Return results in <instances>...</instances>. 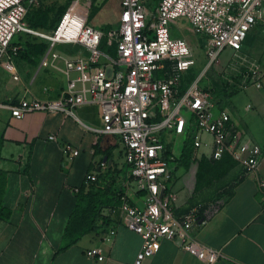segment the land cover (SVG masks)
Returning <instances> with one entry per match:
<instances>
[{
    "label": "built area",
    "instance_id": "obj_1",
    "mask_svg": "<svg viewBox=\"0 0 264 264\" xmlns=\"http://www.w3.org/2000/svg\"><path fill=\"white\" fill-rule=\"evenodd\" d=\"M39 1L0 0V64L17 80L13 59L21 48L15 44L16 37L35 36L48 45L50 57L42 66L58 69L60 62L66 86L56 99L22 98L0 103V108L8 109L16 119L36 111L76 118L75 108L96 106L101 125L87 130L118 139L126 169L124 189L143 198L141 208L133 206L122 188L119 206L102 210L103 216L117 213L120 225L140 235L142 244L134 264L155 255L162 240L173 241L205 264L216 263L220 253L193 237L212 204H198L183 214L175 211L176 160L184 140L191 139L198 157L219 161L229 156L245 175L264 164L260 145L237 131L228 112L200 86L207 68L225 51L230 52L225 67L237 59L249 62L243 43L255 27H264V0H118L119 20L107 37L86 23L91 0H72L54 31L32 30L24 19ZM180 19L199 37L197 47L205 61L204 69L185 87V76L196 67L197 59L187 40L170 34L169 27ZM103 37L108 46L115 45L114 56L100 49ZM57 45H77L80 51L73 55L53 52ZM250 70L255 74L251 87L260 90L264 71L256 65ZM177 138L182 143L176 154ZM63 153L71 162L79 151L66 145ZM97 175L87 173L82 186L88 188ZM73 191L76 194L79 188ZM114 235L115 230L108 228L104 239L111 241ZM86 257L104 259L100 248L87 251Z\"/></svg>",
    "mask_w": 264,
    "mask_h": 264
},
{
    "label": "crops",
    "instance_id": "obj_2",
    "mask_svg": "<svg viewBox=\"0 0 264 264\" xmlns=\"http://www.w3.org/2000/svg\"><path fill=\"white\" fill-rule=\"evenodd\" d=\"M116 4L120 12L118 1ZM63 47L59 45L53 52L67 54ZM49 57L48 48L38 54L36 47L28 57L14 58L17 80L0 64V103H15L22 98L56 99L66 80L60 62L58 69L42 66ZM248 92L244 97L233 95L223 108L237 131L264 151V79L259 91ZM74 114L76 118L36 111L16 119L8 109L0 108V169L6 174L2 206L9 211L7 219H0V264H134L142 239L119 224L117 213L109 215L108 228L115 230L111 241L101 232H91L60 250L74 202L73 189L82 186L85 175L111 170L113 190L124 189L126 177L118 139L86 128L101 125L98 108L80 106ZM51 135L55 140L48 139ZM66 145L79 151L71 162L63 153ZM102 162L105 167H100ZM196 173L197 164L188 170L178 167L174 180L176 213L183 214L201 203L212 204L205 223L193 231L195 240L220 253L214 264H264V189L260 186L264 164L248 175L237 165L230 169L223 181L231 188L219 202L214 201L213 189L195 191ZM124 191L131 205L143 206L141 194L126 188ZM97 248L104 259H88L86 252ZM142 264L205 263L173 241L162 240L159 251Z\"/></svg>",
    "mask_w": 264,
    "mask_h": 264
},
{
    "label": "trees",
    "instance_id": "obj_3",
    "mask_svg": "<svg viewBox=\"0 0 264 264\" xmlns=\"http://www.w3.org/2000/svg\"><path fill=\"white\" fill-rule=\"evenodd\" d=\"M33 8L30 9L25 16L24 20L27 26L35 31L52 32L58 27L62 15L68 7L59 9L56 13V17L51 21L46 12L38 9L33 10ZM34 38L38 39V37L27 34L16 37L15 44L20 46L21 49L15 58L28 57L30 51L36 47H38V54H42L48 48L47 43L38 39L41 43H44L38 44V42L33 41ZM100 49L112 56L115 55V45L108 46L106 37H103ZM198 72L199 70L195 68L188 71V74L185 76L184 87L197 77ZM204 91L210 93L212 101L220 108H223L227 99L237 94L232 91L230 93H224L220 97V95H216L207 89H204ZM2 144L3 139L0 138V160L2 159ZM176 161L178 167H182L185 170H188L191 165L197 164L195 191L203 190L209 186L214 179L224 178L229 170L236 166V163L229 156H224L219 161H211L205 157H198L191 139L184 140L182 150ZM97 174V180L95 182L90 184L88 188L81 186L78 193L75 194L73 206L63 231L60 250H64L75 244L85 234L91 232H101L105 234L107 231L110 219L109 216L102 215V210L104 208L114 209L119 206L123 189H112L113 181L111 170L108 169L104 172L99 171ZM5 186L6 174L0 169V219H7L9 217V211L2 206Z\"/></svg>",
    "mask_w": 264,
    "mask_h": 264
},
{
    "label": "rangeland",
    "instance_id": "obj_4",
    "mask_svg": "<svg viewBox=\"0 0 264 264\" xmlns=\"http://www.w3.org/2000/svg\"><path fill=\"white\" fill-rule=\"evenodd\" d=\"M118 1V0H116ZM115 0H91L89 4V12L87 16L86 23L93 26L94 28L102 31L107 37L108 33L117 26L119 20V12ZM71 0H40L33 10H41L46 12L49 20H53L56 17V13L61 8L68 7V3ZM119 3V1H118ZM105 25L102 28L99 26ZM170 34L176 38H184L188 41L189 45L192 48L195 59H197L195 69L199 71L203 70L205 67V61L203 58V52L200 51L197 47L199 42V37L191 33L188 22L185 19H180L176 22L175 25L169 27ZM31 39V38H28ZM107 40V38H106ZM33 41L38 42V44L46 41H39L37 38H34ZM59 46V45H58ZM55 49H57V47ZM66 50L65 52L68 55H73L80 51L77 45H62ZM246 60L249 62H244L241 59H237L231 65L227 67L224 66V62L227 57L230 56L229 51H225L217 62L214 63L211 67L207 68L205 73V78L201 81L200 86L203 89H207L220 97L224 93L236 92L239 93V97H244L249 92L248 91H259L254 87H251L252 80L255 79V74L250 70L252 65H256L259 69L261 68L264 71V27L257 26L255 27L247 36V39L244 42L243 47ZM242 88V89H241ZM246 89V90H245ZM245 90V91H243ZM226 103V102H225ZM202 138L206 141H210V136L208 134H203ZM175 152H179L181 147L182 139L177 138L175 140ZM260 183H263L261 181ZM230 183H225L223 178L212 180L211 184L206 187V191L213 189L215 192L214 201L221 200L222 197L226 196L230 191ZM262 190L264 186L261 187ZM208 205V203L206 204Z\"/></svg>",
    "mask_w": 264,
    "mask_h": 264
}]
</instances>
